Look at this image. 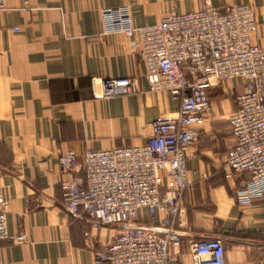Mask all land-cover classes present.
Segmentation results:
<instances>
[{
    "label": "crops",
    "instance_id": "crops-1",
    "mask_svg": "<svg viewBox=\"0 0 264 264\" xmlns=\"http://www.w3.org/2000/svg\"><path fill=\"white\" fill-rule=\"evenodd\" d=\"M23 1L5 0L0 13V188L8 233L28 241L1 240L0 264H95V252L120 230L65 213L60 186L80 172L61 170L58 156L142 146L150 123L179 108L166 92L149 91L143 62L122 34L101 35L99 12L129 6L134 26L143 27L198 7L174 0ZM209 2L221 11L253 6L258 30L251 41L264 49V0ZM125 77L138 80L136 93L100 97L103 80ZM243 89L242 80L231 79L209 90L210 110L187 163L179 264H190L191 244L204 238L222 240L225 264H264V198L238 206L234 194L245 176L227 178L224 167L234 143L229 116ZM160 217L146 222L156 225Z\"/></svg>",
    "mask_w": 264,
    "mask_h": 264
},
{
    "label": "built area",
    "instance_id": "built-area-1",
    "mask_svg": "<svg viewBox=\"0 0 264 264\" xmlns=\"http://www.w3.org/2000/svg\"><path fill=\"white\" fill-rule=\"evenodd\" d=\"M174 1H192L198 8L143 27L134 26L129 6L99 12L101 35L122 34L131 54L143 62L149 91L166 92L179 108L174 116L150 123L142 146L58 156L61 170L80 172L60 186L65 213L120 230L95 252V264H179L182 234L176 227L190 184L187 163L196 156L191 148L210 110L209 90L231 79L242 80L244 89L229 116L234 143L224 161L226 177L245 176L234 194L238 206L264 198V49L251 41L258 30L254 8L239 4L221 11L209 0ZM4 10L5 0H0V13ZM137 90L134 77L109 78L101 82L100 97ZM158 214L156 225L147 224ZM1 240L28 241L24 234L8 233L0 188ZM190 260L225 264L222 240L193 242Z\"/></svg>",
    "mask_w": 264,
    "mask_h": 264
}]
</instances>
